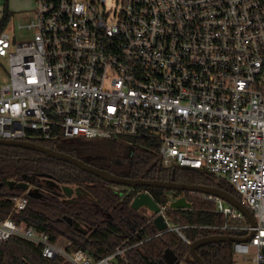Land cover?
I'll return each mask as SVG.
<instances>
[{
	"label": "built area",
	"instance_id": "built-area-1",
	"mask_svg": "<svg viewBox=\"0 0 264 264\" xmlns=\"http://www.w3.org/2000/svg\"><path fill=\"white\" fill-rule=\"evenodd\" d=\"M33 1L11 37L0 0V57L9 62L0 139L152 141L164 169H194L236 192L256 224L206 195L221 221L201 227L249 237L232 242L233 255L264 264V0H121L113 14L106 0ZM177 198L158 204L166 229L135 243L126 238L95 259L14 221L28 198L13 196L0 219V250L18 237L66 264L128 263L127 251L166 232L190 242L184 229L199 225L172 221Z\"/></svg>",
	"mask_w": 264,
	"mask_h": 264
},
{
	"label": "trees",
	"instance_id": "trees-1",
	"mask_svg": "<svg viewBox=\"0 0 264 264\" xmlns=\"http://www.w3.org/2000/svg\"><path fill=\"white\" fill-rule=\"evenodd\" d=\"M4 14L6 23L12 18V12L6 7ZM42 144L121 177L166 180L173 173L172 169L166 170L157 163L158 144L148 140L134 146L121 139L100 141L84 138ZM174 173L175 180L181 183L222 184L190 168H176ZM28 176H32L30 186L43 193L41 197H30L24 190L10 186V181L18 182ZM64 185L85 189L86 193L67 199L61 190ZM227 187L230 193L239 197L231 187ZM148 189L161 204L176 196L169 189ZM138 190L139 187L111 184L76 165L49 157L40 151L0 145V219L10 214L13 208L11 197L25 194L28 204L23 211L12 214L14 221L48 232L53 241L62 236L71 242V249L84 248L95 259L113 251L126 238H129L130 243H135L154 233L153 223H147L148 219L130 206ZM183 192L192 207L172 209L169 215L176 224L199 225L184 229L188 239L193 242L202 237L221 234L201 227L221 221V216L214 211V202L200 192ZM65 216L74 218L82 225L92 226V230L87 234L78 232L68 224ZM166 249L173 250L181 264H198L188 260L189 243L184 242L176 232H166L133 247L127 251L129 262L121 264H166ZM197 251L207 264H234L232 242L209 243ZM0 264L66 262L62 257L45 259L38 245L12 237L1 247Z\"/></svg>",
	"mask_w": 264,
	"mask_h": 264
},
{
	"label": "water",
	"instance_id": "water-1",
	"mask_svg": "<svg viewBox=\"0 0 264 264\" xmlns=\"http://www.w3.org/2000/svg\"><path fill=\"white\" fill-rule=\"evenodd\" d=\"M0 145L6 146H18L22 148L32 149L36 151H40L46 154L49 157L63 160L73 165H76L83 170L94 174L95 176L116 185H124L127 187L135 188L139 186H148L155 188H165L169 190L175 191H191V192H200L203 194H209L217 196L237 209H239L247 218L251 225H255L256 221L253 215L252 210L244 205L234 194L230 193L227 190H224L220 187L216 186H208L203 184H188V183H177L174 181V176L171 177V180H158V179H131L126 177H121L116 174H113L107 170L97 168L93 165L86 163L85 161L78 159L71 154H67L65 152L57 151L52 148L46 147L41 144H36L28 141H13V140H5L0 139ZM32 181V176L25 177L23 180L18 182L10 181V186H14L18 189L24 190L30 197L39 198L43 195V193L34 189L30 186ZM62 193L69 199H74L77 196L86 193L85 189L75 188L70 185H64L61 187ZM130 206L132 209L138 211L145 209L147 211V215L154 217V215L159 211L158 204L152 199V197L143 192L137 193L133 199L131 200ZM171 207L173 208H187L190 209L192 207V203L187 201L185 197H179L178 199L171 202ZM64 219L71 225L75 230L80 233L87 234L90 230H92V226L90 225H82L79 221L75 220L70 216H65ZM153 222L158 230H164L167 227V224L164 221L162 215H157L154 217ZM249 237H238L233 235H211L202 237L190 243V253L188 255V260L191 262H195L198 264H207L201 255L198 253L197 249L201 246H204L209 243L214 242H233V241H246ZM164 259L166 264H179L180 260L177 255L171 249H166L164 252Z\"/></svg>",
	"mask_w": 264,
	"mask_h": 264
},
{
	"label": "rangeland",
	"instance_id": "rangeland-1",
	"mask_svg": "<svg viewBox=\"0 0 264 264\" xmlns=\"http://www.w3.org/2000/svg\"><path fill=\"white\" fill-rule=\"evenodd\" d=\"M105 10L110 14L121 7V0H106ZM21 6V5H20ZM34 1L25 0L24 5L14 10L11 21L8 25L7 32L13 37L18 33V22L24 23L30 19L33 13ZM9 79V62L8 59L0 57V87ZM134 197V196H133ZM208 199V198H207ZM58 240L63 244H68V240L64 237H58ZM234 264H250V255L243 256L241 254L234 255Z\"/></svg>",
	"mask_w": 264,
	"mask_h": 264
},
{
	"label": "flooded vegetation",
	"instance_id": "flooded-vegetation-1",
	"mask_svg": "<svg viewBox=\"0 0 264 264\" xmlns=\"http://www.w3.org/2000/svg\"><path fill=\"white\" fill-rule=\"evenodd\" d=\"M172 176H174V181H176L175 180V173L173 172L172 173V175L168 178V179H166L165 181H167V180H171V177ZM159 180V179H158ZM177 183H181V182H178V181H176ZM221 186H217V185H214V184H212V185H208V186H216V187H220V188H222V189H224V190H227L228 191V185H226V184H220ZM127 187V186H126ZM147 187V188H146ZM131 188V187H130ZM136 188V187H135ZM143 189H146L151 195H152V193H151V191L148 189V186H139V190L137 191V193H139V192H143L142 190ZM173 193H175L176 194V196L175 197H185L186 199H187V195L183 192V191H175V190H171ZM143 193H146V192H143ZM149 193H147V194H149ZM149 194V195H150ZM150 195V196H151ZM207 195H209V194H207ZM63 196H65V195H63ZM153 196V195H152ZM151 196V197H152ZM204 196H206V195H204ZM214 196V195H213ZM65 198H67L66 196H65ZM173 198V197H172ZM177 198V199H178ZM68 199V198H67ZM157 204H159V202H157L156 201V199L154 198V196H153V198H152ZM176 200V199H175ZM174 201V200H173ZM187 201H189L188 199H187ZM190 202V201H189ZM161 204V203H160ZM159 206V205H158ZM173 208V207H172ZM159 209H160V207H159ZM175 209V208H174ZM138 213L142 216V217H144V218H146V219H148L147 220V223H150V222H152L153 223V219H154V217H155V215L158 213H156L155 215H154V217H151V216H148L147 215V211L145 210V209H141V210H138ZM153 225H154V223H153ZM155 229V228H154ZM191 242V241H190ZM189 248H190V245H189ZM198 250V249H197ZM179 264H181V261H180V263Z\"/></svg>",
	"mask_w": 264,
	"mask_h": 264
},
{
	"label": "crops",
	"instance_id": "crops-1",
	"mask_svg": "<svg viewBox=\"0 0 264 264\" xmlns=\"http://www.w3.org/2000/svg\"><path fill=\"white\" fill-rule=\"evenodd\" d=\"M24 2H25V0H4L5 8L7 7L12 12V16H13L14 10L17 9L18 7H21L22 5H24ZM204 195H207V194H204ZM175 209H178V208H175ZM154 227L156 228L155 225H154ZM215 235H217V234H215ZM218 235H221V234H218ZM190 243L191 242H189V245H190Z\"/></svg>",
	"mask_w": 264,
	"mask_h": 264
}]
</instances>
